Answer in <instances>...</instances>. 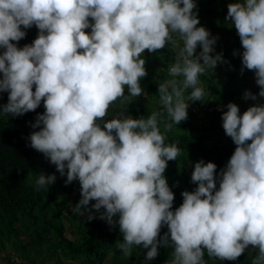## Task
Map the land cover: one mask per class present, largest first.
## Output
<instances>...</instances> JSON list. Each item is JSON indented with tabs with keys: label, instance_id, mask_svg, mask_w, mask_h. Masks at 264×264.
Here are the masks:
<instances>
[{
	"label": "clouds",
	"instance_id": "9594fccd",
	"mask_svg": "<svg viewBox=\"0 0 264 264\" xmlns=\"http://www.w3.org/2000/svg\"><path fill=\"white\" fill-rule=\"evenodd\" d=\"M194 9V0H0V93H8L0 114L19 117L43 102L44 113L31 124L39 130L31 133L30 147L66 175V187L79 181L74 214L118 223L123 240L116 247L123 256L142 246L150 261L163 246L174 249L167 264H207L205 250L210 259L235 261L251 246L258 249L252 264H264V104L242 115L235 103L226 105L222 127L236 148L220 170L219 188L217 165L196 162L191 182L197 187L182 192L183 203L174 211L164 173L182 150L166 143L161 113L134 119L120 112L105 119L117 100L129 104L146 95L142 54L168 44L175 53L168 74L183 79L158 83L171 121L165 130L187 119L189 101H203L200 76L228 62L222 53L212 54L218 37L197 27ZM225 20L241 41L243 52L233 53L241 55L240 74L254 72L260 89L246 91L244 99L264 98V0H234ZM33 25L37 38L18 48L13 41L26 35L21 26ZM56 179L39 173L36 191ZM165 225L168 232L160 236ZM9 261L16 262L13 253Z\"/></svg>",
	"mask_w": 264,
	"mask_h": 264
},
{
	"label": "trees",
	"instance_id": "16d2710c",
	"mask_svg": "<svg viewBox=\"0 0 264 264\" xmlns=\"http://www.w3.org/2000/svg\"><path fill=\"white\" fill-rule=\"evenodd\" d=\"M197 4L199 24L210 32L211 36L218 37L214 45L215 52L222 53L228 63L218 64L222 70L216 68L207 70L199 78V86L205 90L203 101H196L197 108H188V117L179 125L173 124L171 130H165V124L171 123L166 110L160 103L158 83L172 77L168 68L174 60V50L166 45L162 50L142 54L145 59L147 76L140 80V85L146 95H141L125 104L117 100L108 110L105 118L110 120L125 112L132 118H147L153 112L161 113L159 128L165 134L166 143H176L181 148L177 161H169L164 176L174 193L172 210L183 203L182 192H192L197 184L191 182L194 165L200 160L205 163L213 162L217 165L216 187L219 188L221 169H224L234 153L236 145L225 134L222 127V111L216 107H224L228 103H235L240 114L249 107L264 104V98L258 97L255 104L244 106L246 91L253 94L259 92L255 82V74L247 69L240 74L242 67L241 55H234V51L242 53L240 38L230 22L225 20L228 4L234 0H194ZM91 22V18H89ZM21 30L26 35L19 42L13 41L18 48L31 45L39 34L38 28ZM90 33L91 28L85 29ZM202 49L196 50L197 54ZM4 49L0 48V54ZM202 62V61H201ZM159 70L153 71L152 65ZM154 65V66H155ZM222 72L223 76H221ZM2 77V74H0ZM35 86L33 87V91ZM191 89L185 92L187 98ZM125 95L128 90L125 88ZM251 101V99H250ZM8 103V93H0V105ZM207 103V104H206ZM45 111L43 102L35 110L19 117L0 114V251L14 249L23 252V260L28 261L25 251L36 250L39 257H43L52 264H64L63 261L78 262L79 264H167L171 261L172 247H159L158 256L153 260H146L147 249L142 246H133L130 256H123L116 247L118 241L123 240L118 223L108 225L105 221L94 219L88 221L86 216L76 215L73 207L81 198L79 181H73L69 187L65 186L66 175L61 177L55 165L50 164L44 155L30 147V135L33 131L38 114ZM55 174L57 179L53 185L36 191L35 181L39 173ZM75 193H72V187ZM63 193V194H59ZM73 197L72 201H69ZM95 203L91 201L90 205ZM95 212V210H93ZM103 211V209L101 210ZM99 216V213H95ZM118 216L114 220L118 221ZM66 226V227H65ZM72 233V238L65 236L66 229ZM168 232L167 226L161 228L160 236ZM21 235H27V241L22 242ZM45 246L44 253L42 248ZM44 254V256H43ZM258 254V249L249 247L235 261L209 258L205 250L204 259L207 264H252ZM53 256L55 259L52 261ZM110 257V258H109ZM108 260V263L106 261ZM37 260L34 264H42Z\"/></svg>",
	"mask_w": 264,
	"mask_h": 264
},
{
	"label": "rangeland",
	"instance_id": "374dc122",
	"mask_svg": "<svg viewBox=\"0 0 264 264\" xmlns=\"http://www.w3.org/2000/svg\"><path fill=\"white\" fill-rule=\"evenodd\" d=\"M195 10V9H194ZM193 10V11H194ZM168 46H171V45H168ZM155 65V64H154ZM152 65V69L153 71H156V70H159L157 65ZM218 69L222 70V67L220 66H217ZM221 76H223L222 72H220ZM189 107L188 108H197V103L196 101L195 102H192V101H189ZM207 104V103H206ZM249 104H255V101L248 99L246 100V102L244 103V106L245 107H248ZM243 114V113H242ZM66 187V186H64ZM73 198H71L69 201H72ZM66 227V226H65ZM65 236L67 238H72V233L71 231L67 228L66 229V232H65ZM22 242H25L27 241V235H22L21 236V239H20ZM251 247V246H249ZM42 253H44V250H45V246L42 248ZM27 256H28V261L26 260H23L22 258V255H23V252H16L15 248L14 249H6V250H3V251H0V264H34V262H36L37 260L43 262V257H39L38 253L36 250H27L25 251ZM10 253H13L14 254V257L16 258V262L15 263H11L9 261V256H10ZM44 256V254H43ZM110 258V257H109ZM47 258L44 259V262L42 264H52L51 262L49 261H46ZM55 259V256H53V259L52 261ZM64 264H79L78 262H71V261H68V260H65L63 261ZM106 263H108V260L106 261Z\"/></svg>",
	"mask_w": 264,
	"mask_h": 264
},
{
	"label": "built area",
	"instance_id": "2783aa9c",
	"mask_svg": "<svg viewBox=\"0 0 264 264\" xmlns=\"http://www.w3.org/2000/svg\"><path fill=\"white\" fill-rule=\"evenodd\" d=\"M215 109H217L218 111H222V112L227 111V108H224V107H216Z\"/></svg>",
	"mask_w": 264,
	"mask_h": 264
}]
</instances>
